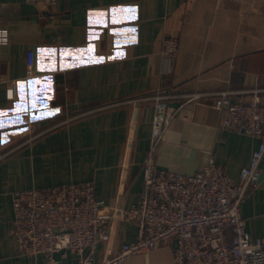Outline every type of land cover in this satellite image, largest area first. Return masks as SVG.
Segmentation results:
<instances>
[{"label": "crops", "instance_id": "0c3cea01", "mask_svg": "<svg viewBox=\"0 0 264 264\" xmlns=\"http://www.w3.org/2000/svg\"><path fill=\"white\" fill-rule=\"evenodd\" d=\"M168 35L180 41L174 59L163 52ZM255 88L264 99V0H57L52 10L0 0V264L45 263L19 251L17 189L93 181L104 212L138 204L158 91L172 92L176 108L158 165L192 174L214 157L239 181L260 140L220 128L214 102L222 90L250 99ZM261 168L241 211L264 239ZM138 233L136 221L115 219L96 264ZM174 246L122 264H173ZM62 260L78 264L72 252Z\"/></svg>", "mask_w": 264, "mask_h": 264}, {"label": "built area", "instance_id": "2783aa9c", "mask_svg": "<svg viewBox=\"0 0 264 264\" xmlns=\"http://www.w3.org/2000/svg\"><path fill=\"white\" fill-rule=\"evenodd\" d=\"M40 9L52 10L57 0H28ZM164 54L177 57L180 41L168 35ZM261 88L250 99L233 91L217 92L214 106L220 113V128L252 135L260 142L251 161L241 170L239 181L225 171L214 157L196 173L163 169L158 165L159 146L175 116L172 92L158 91L156 114L148 154L143 162L144 188L138 204L115 206L110 212L104 198L96 195L93 181L46 187L17 189L12 193L14 236L22 255L44 264H64L69 252L78 264H96L99 246L110 240L115 219L134 220L139 225L135 240L101 264H122L138 253H148L160 243L173 241V264H264V239L247 229L241 204L247 193L259 184L264 160V99ZM17 82L13 81V93ZM204 93H191L196 100ZM8 153L0 146V161ZM61 255V258L58 255Z\"/></svg>", "mask_w": 264, "mask_h": 264}]
</instances>
